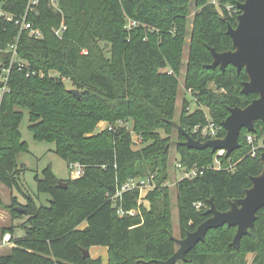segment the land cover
Listing matches in <instances>:
<instances>
[{"label": "trees", "instance_id": "1", "mask_svg": "<svg viewBox=\"0 0 264 264\" xmlns=\"http://www.w3.org/2000/svg\"><path fill=\"white\" fill-rule=\"evenodd\" d=\"M28 1L0 0L3 11L14 17L26 12L28 21L43 33L39 40L20 34L19 62L12 64L9 92L0 103V184L23 195V204L12 197L7 208L13 220L26 219L21 225L24 237L0 255V264H102L83 257L84 250L95 247L107 249L106 264L167 260L176 246L170 239V190L164 185L170 146L160 131L174 129L170 122L176 110L189 0H55L57 9L51 0H38L34 11H26ZM216 1L218 6L210 0H194L184 88L196 94L198 107H205L208 115L200 108L189 113L183 107L177 123L194 139L198 137L191 134L193 127L207 121L221 125L230 108H244L257 98L241 94V84L247 80L243 70L204 67L212 63L209 48L219 53L232 49L226 31L228 25L236 26L237 16L230 17L225 7L237 8L244 2ZM61 20L66 30L59 38L54 29ZM129 21L137 26L128 29ZM17 35L12 21L0 19V62L11 60L5 51ZM65 81L71 84L69 89ZM72 88L79 91V98L69 93ZM24 112L35 141L53 143L69 172L71 164L81 166L80 177L62 180L65 188L47 167L41 177L35 176L36 193L26 192L27 169L17 162L20 154L29 152L19 133ZM129 121L131 129L126 127ZM101 122H107V128L94 133ZM255 130L243 129L240 147L228 157H218L210 149L174 146L179 164L187 170L208 168L215 159L220 163L218 170L175 183L180 238L209 217L205 212L210 199L218 211L225 212L228 201L244 197L251 177L260 174L259 155L264 151L260 121ZM132 134L140 140L136 149ZM248 134L263 138L255 156L245 141ZM224 135L223 131L219 138ZM151 175L156 188L143 199L148 207L138 205L137 190L112 199L127 180ZM40 195L49 197L47 206L36 203ZM196 203L203 206L195 209ZM18 206L26 213L15 211ZM119 209L139 213L120 216ZM235 233L236 228L227 225L209 230L181 264H248L247 255L253 256L249 264H264V209L256 213L254 228L240 239L238 249L230 245Z\"/></svg>", "mask_w": 264, "mask_h": 264}, {"label": "water", "instance_id": "2", "mask_svg": "<svg viewBox=\"0 0 264 264\" xmlns=\"http://www.w3.org/2000/svg\"><path fill=\"white\" fill-rule=\"evenodd\" d=\"M240 14L237 16L235 27L228 25L226 34L232 42V49L217 52L209 48L212 63L204 65L206 69L214 70L217 67L224 71L227 66L235 68L237 73L242 70L247 80L241 84V94H255L257 98L244 108L234 107L228 110V116L221 122L225 135L222 138L201 141L194 139L175 122H170L174 129L180 133L184 141L171 142L168 146H183L192 150L210 149L212 153L223 151L228 157L240 147L239 137L244 129L248 133H255V123L260 121L264 126V0H245L237 5ZM69 93L79 98V91L69 90ZM262 170L259 175L251 177V186L245 190L244 197L229 200V209L220 212L215 208L213 201L209 200V208L205 215L209 217L192 232H187L184 238H176L172 234L170 239L176 246L174 254L165 261L155 264H177L186 261V255L203 242L209 230L218 229L227 225L235 227L236 233L231 246L238 249L240 239L249 234L254 228L256 213L264 209V151L259 155ZM60 187H66L58 181ZM18 213H26L20 206L14 208ZM83 257L89 258L88 250L83 251Z\"/></svg>", "mask_w": 264, "mask_h": 264}, {"label": "rangeland", "instance_id": "3", "mask_svg": "<svg viewBox=\"0 0 264 264\" xmlns=\"http://www.w3.org/2000/svg\"><path fill=\"white\" fill-rule=\"evenodd\" d=\"M189 15L187 16L188 25L185 32V38L184 43L182 46V68L179 72L178 76V93L176 98V110L175 114L173 116V122L178 123L179 117L182 114L183 107H186V110L189 113H192L197 108H200L205 112L206 115H208V110L205 107H198V99L196 94H194L193 91H186L184 88V77L186 74V61L188 56V48L189 44L191 42V23H192V17L195 12V4L194 0H189ZM109 49V48H108ZM107 49V50H108ZM50 75L52 77H57V74L55 72H50ZM65 84L67 88L69 89L71 87V84L68 81H65ZM208 88L212 91H215V88L212 84H208ZM74 89V88H72ZM126 127L128 129H131V121L127 122ZM123 122L117 123V125H121ZM28 115L24 112V116L22 118V121L19 126V133L21 139L26 142L28 146L29 152L26 154H20L17 158V162L19 165H24L27 169V171L24 173L23 177V184L25 187V190L30 195H34L36 193V183H35V176L41 177L42 171L50 167L51 171L53 172L54 176L59 181H64L68 179H75L73 171L69 172L68 167L65 163V161L60 158L55 153V146L53 143H47V142H38L35 141L31 135V133L28 130ZM108 126L107 122H101L98 125H96L94 129V133H99L103 129H106ZM160 137L161 139L167 140L168 143L171 142H177L178 140V134L177 131L174 129L167 130V131H160ZM133 140L135 142L134 148L136 149L140 145V140L132 134ZM263 138L260 137L257 139L256 144L254 147H263L262 145ZM168 159V179L167 184L168 188L170 190V202L172 204V231L171 234L176 237L180 238V232H179V225H178V212L176 207V194L174 185L175 183L181 179L182 172L176 167V164L179 163V156L176 153V150L174 146H170L169 152L167 155ZM15 197L17 198L22 204L24 202L23 195L16 191V190H9L5 188L3 185L0 184V229H4L3 231H0V244L1 240L4 235L11 234L12 235V242H9L7 245H3L0 247V255L7 254L9 250L11 249L13 243L17 240H20L24 237L25 233L22 229L21 225L25 222V218L22 219H16L13 220L10 216V211L7 208V206L11 203V198ZM49 197L47 195H40L39 200L36 201V203L39 205H48ZM141 204L145 207H148V203L144 200L141 201ZM85 224L80 226V229L83 228ZM12 231L9 232L7 229H11ZM90 257L92 259H99L102 264H106L108 262V256H107V249L102 247H95L91 248L89 250ZM253 256L247 255L246 259L248 264L251 262ZM181 264V263H177Z\"/></svg>", "mask_w": 264, "mask_h": 264}, {"label": "built area", "instance_id": "4", "mask_svg": "<svg viewBox=\"0 0 264 264\" xmlns=\"http://www.w3.org/2000/svg\"><path fill=\"white\" fill-rule=\"evenodd\" d=\"M245 1V0H244ZM212 4L215 6H218L216 0H210ZM38 4V0H29L26 11H34V7ZM51 6L54 9H57V2L55 0H51ZM225 10L227 14L232 16H238L240 14V11L238 8H236L233 5H227L225 7ZM0 19L5 21H12L13 24L18 28V35L15 37V43L11 44L7 47L6 53L11 54V60L7 63L0 62V103L3 99V97L9 92V75L11 72L12 64L18 63V59L16 56V47L17 42L19 39V36L21 33H27V36L31 39L39 40L43 38V33L39 28H36L31 22L28 21L26 12L21 17H14L13 15L6 13L0 8ZM237 19V18H236ZM137 24L134 21L128 22V29L132 27H136ZM66 30V26L64 25L63 20H61L60 26L57 29H54V34L57 37H61L63 33ZM2 53V49H0V54ZM20 67H23V64L19 65ZM224 129L221 125L216 124L212 121H207L204 125H198L191 129V134L197 136V139L200 140H213L219 138V134L223 132ZM246 143L251 147V156H255L256 151L260 148L254 147L256 144L257 138L255 136H252L248 134L245 137ZM223 151H218L217 156L223 155ZM71 170L73 171L74 177H80L82 175V168L77 163L70 165ZM176 167L182 172V178L192 179L197 176H201L204 174L207 170H218L220 169V163L217 159H215L212 166H209L208 168H192V169H185L183 168L179 163L176 164ZM165 186H168L167 183L164 184ZM156 188V183L154 181V175H151L149 177H143V178H133L127 180L123 185L119 186V188L116 189L115 194L113 195L112 199L120 198L121 195L125 192L134 191L137 190L139 192V198H138V205L141 204V201H143L146 194ZM195 209H200L203 205L202 203H196L193 205ZM139 212L138 210H130V211H123L122 209L118 210V214L120 216L123 215H130L135 216ZM11 241V236L9 234H6L2 238V246L7 245Z\"/></svg>", "mask_w": 264, "mask_h": 264}, {"label": "crops", "instance_id": "5", "mask_svg": "<svg viewBox=\"0 0 264 264\" xmlns=\"http://www.w3.org/2000/svg\"><path fill=\"white\" fill-rule=\"evenodd\" d=\"M19 202H20V201H19ZM20 203H21V202H20ZM1 230H2V229H0V231H1ZM9 235H10V234H9ZM0 245L2 246V240H1V244H0ZM1 246H0V247H1Z\"/></svg>", "mask_w": 264, "mask_h": 264}]
</instances>
